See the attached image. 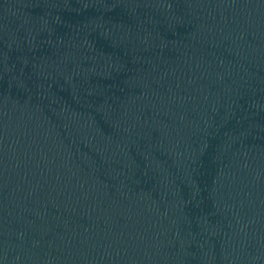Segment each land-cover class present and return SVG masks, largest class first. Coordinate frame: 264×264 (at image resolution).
<instances>
[{"label": "water", "instance_id": "95a60500", "mask_svg": "<svg viewBox=\"0 0 264 264\" xmlns=\"http://www.w3.org/2000/svg\"><path fill=\"white\" fill-rule=\"evenodd\" d=\"M0 264H264V0H0Z\"/></svg>", "mask_w": 264, "mask_h": 264}]
</instances>
